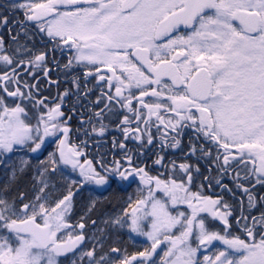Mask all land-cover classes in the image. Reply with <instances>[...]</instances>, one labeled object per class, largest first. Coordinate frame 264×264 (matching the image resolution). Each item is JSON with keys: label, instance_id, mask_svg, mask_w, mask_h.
Masks as SVG:
<instances>
[{"label": "snow or ice", "instance_id": "snow-or-ice-1", "mask_svg": "<svg viewBox=\"0 0 264 264\" xmlns=\"http://www.w3.org/2000/svg\"><path fill=\"white\" fill-rule=\"evenodd\" d=\"M0 9L10 37L0 36V165L8 171L23 153L0 186V264H264V0H7ZM73 119L79 145H70ZM112 131L120 137L108 152L82 163L89 141L103 147ZM33 159L36 194L10 196ZM57 172L67 194L46 206ZM137 180L131 211L104 224L150 247L106 252L107 227L88 238L84 223L66 221L73 189Z\"/></svg>", "mask_w": 264, "mask_h": 264}, {"label": "flooded vegetation", "instance_id": "flooded-vegetation-1", "mask_svg": "<svg viewBox=\"0 0 264 264\" xmlns=\"http://www.w3.org/2000/svg\"><path fill=\"white\" fill-rule=\"evenodd\" d=\"M6 2L7 0H0V4H4ZM37 2H40V0H37ZM9 15H11V13H9ZM16 16L19 19H23V14L21 12L16 13ZM0 36H4L5 39L10 38L9 34L7 33V30L4 28H0ZM37 41H39V37H37ZM67 55L68 54L66 53L65 56L62 58V63L67 61ZM66 86L67 85L62 84V88ZM55 92H56V89L53 88L51 95L54 96ZM44 94L49 95L48 92H45ZM78 124L79 122L76 119H73L71 121L73 133L70 137V145H79L80 140L84 138L82 134H77L75 132V128L78 127ZM113 136L120 137V133L117 131L110 132L106 140L102 141V143L104 144L103 147L96 145L95 142L93 141H89L88 147L86 149H83V151L85 152V155L80 158L81 162L83 163L85 159L93 160L94 157L99 158L100 153L108 152L109 148L111 147V140ZM185 143H187V137H185ZM55 147H56L55 144L50 145L49 151H51ZM128 147L134 149L135 148L134 142L129 141ZM113 152L116 158L120 159V154L118 150H113ZM46 153L47 152L43 153L40 156V159H43ZM14 157L15 156H13V158ZM168 158L176 160L177 163L184 162L182 154L179 151H175V152L169 151ZM107 159L111 160L112 154H109L107 156ZM93 162L95 163V160H93ZM139 162L142 163V166L143 164L146 163L149 166V168H152L151 158H148L146 156H140ZM62 167L64 168L65 175H75L76 174L72 172V169L70 166H62ZM160 171L163 172L164 170L160 169ZM150 174L157 175V170L155 168H152V170L150 171ZM56 176H58L59 178L57 182L60 185V187L63 185L65 186V184L68 183L67 180L61 178L60 172H57ZM139 187H141V185H139V181L137 180L135 183H132L130 185L126 184L120 187L113 185L107 191H102L100 189H97L96 186L94 185L86 186L80 190L73 189L74 195H73L72 205L75 206L78 204L79 207L76 208L77 209L76 211L73 210L75 213H72L70 216L67 217V220H68L67 222L72 225L84 223L85 228L83 231L86 237L90 232H92V234L95 233L96 235H99L98 229L107 227L104 224V221L108 217L114 216L116 214H120L125 209H128L130 211V208H128V205L129 203H134V201L139 198V192H138ZM93 189H96V190H93ZM218 192H219L218 188L217 189H205L206 195H214L215 193H218ZM76 195L78 199L77 197H75ZM62 196H63V193L58 192L57 194H54L53 198L56 200V199H60ZM225 199L228 200L229 203H234L233 198L228 195L225 196ZM92 201H97L96 207L93 211L88 212V205ZM92 221H96V224L93 225ZM222 227L223 226L219 220L214 221L215 230H220ZM79 231L80 229L77 228L76 232H79ZM67 238L68 237L66 234L63 237V239L67 240ZM85 242L83 243L82 247L85 245ZM112 247L119 248L120 255L126 254L130 256L139 251H143L146 247H150V243L146 245L145 237L143 236L141 237V236L136 235L135 233H131L127 227L123 229H113L111 227H107V239L105 240L104 251L107 252ZM215 251H216L215 248L211 249L210 251L203 250L202 251L203 254L200 255L199 258L202 260L203 255H213ZM115 258H117V254H113V259ZM84 264H86L85 261H84Z\"/></svg>", "mask_w": 264, "mask_h": 264}, {"label": "trees", "instance_id": "trees-1", "mask_svg": "<svg viewBox=\"0 0 264 264\" xmlns=\"http://www.w3.org/2000/svg\"><path fill=\"white\" fill-rule=\"evenodd\" d=\"M52 93V92H51ZM23 154V153H22ZM19 163V158H17L16 156L13 158H11V160H9L7 168L8 171L5 170V166L4 165H0V186H3L7 180H8V176L10 175V170L11 167L14 166L15 164ZM32 164L33 167L28 171L27 175H25L23 178H21L15 185V187L13 188L12 192L10 193V196H16L19 193H24L25 196L27 197V199H31L32 196L34 195V189H33V184L35 182V180L32 178V173L35 170V165L37 164V161L35 159L32 160ZM58 176H56V179L54 180V182L58 183ZM27 202V201H26ZM78 204L73 206V210L75 211L76 208H78ZM74 211H72V213H74Z\"/></svg>", "mask_w": 264, "mask_h": 264}, {"label": "rangeland", "instance_id": "rangeland-1", "mask_svg": "<svg viewBox=\"0 0 264 264\" xmlns=\"http://www.w3.org/2000/svg\"><path fill=\"white\" fill-rule=\"evenodd\" d=\"M17 158H19V161H20V159L23 157V154L22 153H18L17 155H15ZM46 156H47V153L44 155V158L43 159H45L46 158ZM137 162H139V161H137ZM140 163V162H139ZM141 166H142V163H141ZM32 176L34 177V176H36V172H35V170H34V172L32 173ZM36 181V190H38L39 189V187H40V185H39V183H38V180H35ZM52 184H55V187H52ZM66 185L67 184H65V186L63 185V186H61L60 187V185L58 184V183H56V182H51L50 183V186H49V189H46V192H47V194H48V200H47V203H46V206H54L55 205V203L59 200V199H54L53 198V196H54V194H57L58 192H62L63 193V195H66L67 194V187H66ZM36 194V191L34 192V195ZM34 195L32 196V198L34 197ZM75 197H77V195L75 196ZM31 198V199H32ZM62 198V197H61ZM77 199H78V197H77ZM73 205L71 206V208H70V211H69V213H67L66 214V221H68L67 220V217L68 216H70L71 214H72V211H73ZM77 210V209H76ZM75 210V211H76ZM130 211H131V209H130ZM75 213V212H74ZM91 233V234H90ZM88 235H87V237L88 238H91L92 236H93V234H92V232H90ZM66 235V233L64 234V236ZM63 236V237H64ZM142 237V236H141ZM146 239V238H145ZM94 243V240H92V239H87L86 240V242H85V245L82 247V250H84V251H87L88 249H90L91 247H92V244ZM148 243H150L149 241H147V239H146V245H148ZM217 243V242H216ZM217 245H218V247H223V245H221V244H219V242L217 243ZM203 251V250H202ZM160 255L162 256L163 255V253L161 252L160 253ZM157 260H159V256H157ZM85 262H86V264H87V258H85V260H84Z\"/></svg>", "mask_w": 264, "mask_h": 264}]
</instances>
